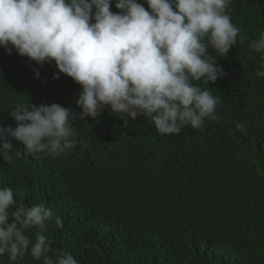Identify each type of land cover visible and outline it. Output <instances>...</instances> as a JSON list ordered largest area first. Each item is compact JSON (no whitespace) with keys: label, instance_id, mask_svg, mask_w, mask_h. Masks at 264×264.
I'll list each match as a JSON object with an SVG mask.
<instances>
[{"label":"trees","instance_id":"trees-1","mask_svg":"<svg viewBox=\"0 0 264 264\" xmlns=\"http://www.w3.org/2000/svg\"><path fill=\"white\" fill-rule=\"evenodd\" d=\"M110 10L121 11L115 0ZM228 11L240 32L216 58L226 75L193 81L220 100L218 120L203 131L160 135L143 116L125 127L110 108L82 120L81 85L64 73L54 78V60L40 65L0 46V125L16 127L9 113L18 103H59L73 110L78 134L59 157L30 154L13 139L21 155L0 159V188L16 201L9 222L17 207L43 203L53 212L43 233L49 255L68 253L78 264H264V61L249 47L264 32V0H232ZM38 232L26 234L35 241ZM0 264H9L7 254ZM16 264L42 260L26 253Z\"/></svg>","mask_w":264,"mask_h":264},{"label":"clouds","instance_id":"clouds-1","mask_svg":"<svg viewBox=\"0 0 264 264\" xmlns=\"http://www.w3.org/2000/svg\"><path fill=\"white\" fill-rule=\"evenodd\" d=\"M231 2L146 0V10L138 0H115L121 11L114 13L112 0H0V46L40 65L54 60L59 70L54 78L64 73L81 85L76 104L82 120L110 108L125 127L143 116L160 135L188 126L203 131L206 120H218L220 100L193 81L209 84L226 75L216 58L238 42ZM249 47L264 61V32ZM257 76L264 77V70ZM9 115L17 124L0 125L3 162L21 155L13 151V139L30 154L54 157L78 143L73 110L59 103H18ZM246 127L237 123L241 130ZM15 203L13 190L0 188V256L7 254L9 264L26 253L42 264H78L68 253L49 255L50 241L43 234L53 220L49 208L43 203L17 207L9 222ZM55 224L63 227L59 217ZM33 227L40 229L35 241L26 234Z\"/></svg>","mask_w":264,"mask_h":264}]
</instances>
